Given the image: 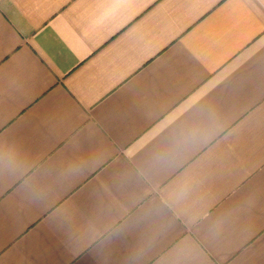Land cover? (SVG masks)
Wrapping results in <instances>:
<instances>
[{"label":"crops","instance_id":"1","mask_svg":"<svg viewBox=\"0 0 264 264\" xmlns=\"http://www.w3.org/2000/svg\"><path fill=\"white\" fill-rule=\"evenodd\" d=\"M0 264H264V0H0Z\"/></svg>","mask_w":264,"mask_h":264}]
</instances>
